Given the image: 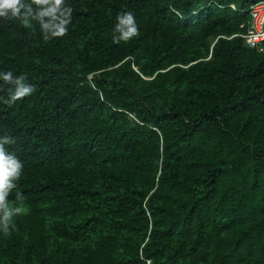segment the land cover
<instances>
[{
    "label": "trees",
    "instance_id": "16d2710c",
    "mask_svg": "<svg viewBox=\"0 0 264 264\" xmlns=\"http://www.w3.org/2000/svg\"><path fill=\"white\" fill-rule=\"evenodd\" d=\"M258 1L0 16V151L18 166L0 264H264V39L238 36Z\"/></svg>",
    "mask_w": 264,
    "mask_h": 264
},
{
    "label": "clouds",
    "instance_id": "9594fccd",
    "mask_svg": "<svg viewBox=\"0 0 264 264\" xmlns=\"http://www.w3.org/2000/svg\"><path fill=\"white\" fill-rule=\"evenodd\" d=\"M59 2V0H57ZM21 0H0V16H6L8 11L11 12L13 17H16L20 14ZM24 23L27 25L28 21L25 18ZM126 27V30H125ZM120 31L123 33L121 39L128 40L132 36L137 34V29L133 21L131 13L126 15V18L122 21V26ZM64 29L60 28L56 35H63ZM29 90L21 88L17 93L18 96L25 95ZM18 175V166L10 158L5 157L3 151H0V209L5 208V198L8 195L9 189L13 187L9 183V178ZM19 208L14 210L5 211L3 218L7 221L10 217L13 216L14 212L18 213ZM7 231V226L5 227Z\"/></svg>",
    "mask_w": 264,
    "mask_h": 264
},
{
    "label": "built area",
    "instance_id": "2783aa9c",
    "mask_svg": "<svg viewBox=\"0 0 264 264\" xmlns=\"http://www.w3.org/2000/svg\"><path fill=\"white\" fill-rule=\"evenodd\" d=\"M248 18L244 32L238 36L248 48L261 51V42L264 39V0L248 7Z\"/></svg>",
    "mask_w": 264,
    "mask_h": 264
}]
</instances>
